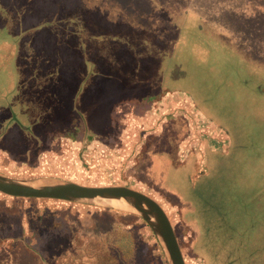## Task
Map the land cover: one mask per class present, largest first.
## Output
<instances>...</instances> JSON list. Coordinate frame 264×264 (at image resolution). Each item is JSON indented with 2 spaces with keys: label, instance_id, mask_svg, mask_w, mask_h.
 Listing matches in <instances>:
<instances>
[{
  "label": "rangeland",
  "instance_id": "obj_1",
  "mask_svg": "<svg viewBox=\"0 0 264 264\" xmlns=\"http://www.w3.org/2000/svg\"><path fill=\"white\" fill-rule=\"evenodd\" d=\"M74 1L66 25L54 27L57 48L38 27L24 37L16 17L0 26V113L10 127L4 136L0 119L1 150L21 164L52 139L132 141L121 177L76 182L142 184L165 208L186 264H264V0ZM74 153L79 175L89 171ZM41 201L67 205L61 214L88 229L99 218L101 241L110 222L124 224L107 234L108 264H167L138 216ZM32 261L0 244V264Z\"/></svg>",
  "mask_w": 264,
  "mask_h": 264
},
{
  "label": "crops",
  "instance_id": "obj_2",
  "mask_svg": "<svg viewBox=\"0 0 264 264\" xmlns=\"http://www.w3.org/2000/svg\"><path fill=\"white\" fill-rule=\"evenodd\" d=\"M4 115V112L0 113V119L3 125L2 127H5L2 128V132L5 136V134L10 132V127L6 125V123L4 125ZM144 121L147 123V120L144 119ZM146 123L142 126H146ZM87 139V141L84 138L81 142L79 141V143L76 144L78 145L77 147H75V143L71 138L69 139L67 137H63L60 139H52L49 143L50 145L43 152L32 150L33 156L31 157V161L34 160L33 162H21V164L12 160L10 155L3 152L0 147V169H3L0 171L14 176L25 177L32 175H49L43 174L42 171L46 168H52L67 172L69 177L65 178L62 177L63 175L60 176V174H52L51 176L69 179L74 182L77 181L75 180L76 178H84L91 181H100L101 179L110 180L111 178L122 176V169L120 167L125 166L128 162H131L130 155H132V150L134 152L137 151L135 149V143L132 141H129L127 146L126 144H123L119 145V147L117 145L114 148L111 143H107L106 141L103 142L101 139H97L93 142L89 141V136ZM34 145H37V143ZM34 145L31 149L36 147ZM82 145L86 147L84 150H81ZM61 147L64 148L61 149ZM87 147H89V149ZM74 150L82 157V167L85 168V166L88 165L89 171L85 170L81 175H79V173L75 170V166H72L74 164ZM2 164L4 166H2ZM7 165L10 167V170L12 169V171L21 170L26 174L22 176L5 172ZM115 166L120 168L118 173L114 170ZM83 183L85 185H96V183ZM103 183L104 182L99 185H102ZM111 184L116 183L110 182L109 185ZM135 184L137 183L130 182L125 185L135 189H142V184L141 186L140 184H138V186H132ZM41 200L49 199H17V197H11L0 193V213L2 216H0V244L7 245L15 255L21 256L24 254V256L29 259L33 258L32 262L34 264H39V258H47L45 257V254H43L44 251L51 256L53 255L54 250L57 251L56 246L60 243L61 238H63V233H61L60 230H57V228L63 226L66 228V225L70 224L67 222L65 216H63L60 212V210H63L67 207V205H64V207L63 204ZM58 202H60V200ZM11 208L15 209L13 210L14 212H11ZM70 209H73V207ZM29 210L32 212V218L28 213ZM72 221L73 222L70 225L73 226V228L74 226H77L78 228L79 225L73 224L75 219H72ZM76 221L80 222V225H84L83 222H89L86 220L84 221V219L82 220V218H77ZM46 233L49 234L47 237H44ZM65 236L67 240L73 239V236L70 235L69 231L65 232ZM33 240H35L34 246L28 245L29 243H32Z\"/></svg>",
  "mask_w": 264,
  "mask_h": 264
},
{
  "label": "water",
  "instance_id": "obj_3",
  "mask_svg": "<svg viewBox=\"0 0 264 264\" xmlns=\"http://www.w3.org/2000/svg\"><path fill=\"white\" fill-rule=\"evenodd\" d=\"M0 193L11 197L99 205L134 214L152 231L167 264H186L167 212L154 197L139 189L119 184L85 185L51 175L20 177L0 171ZM111 201L124 202L130 209L115 208L109 204Z\"/></svg>",
  "mask_w": 264,
  "mask_h": 264
},
{
  "label": "trees",
  "instance_id": "obj_4",
  "mask_svg": "<svg viewBox=\"0 0 264 264\" xmlns=\"http://www.w3.org/2000/svg\"><path fill=\"white\" fill-rule=\"evenodd\" d=\"M74 3V0H0V26H6V20L9 17L13 19L16 17L12 26L16 27L17 30L23 26L24 37L25 29L31 28L33 30L34 27H38V30L41 28L44 32L41 33L45 34L44 38L47 41H49L50 36H54L52 44L57 48L56 43L60 42L56 36L59 34L56 33L54 27L66 25L65 19L68 15L73 14L71 12ZM16 35L23 36L19 34V31H16ZM24 42L31 46L32 40L27 42L25 39Z\"/></svg>",
  "mask_w": 264,
  "mask_h": 264
},
{
  "label": "flooded vegetation",
  "instance_id": "obj_5",
  "mask_svg": "<svg viewBox=\"0 0 264 264\" xmlns=\"http://www.w3.org/2000/svg\"><path fill=\"white\" fill-rule=\"evenodd\" d=\"M156 199V198H155ZM157 200V199H156ZM158 201V200H157ZM160 203V200L158 201ZM161 204V203H160ZM162 205V204H161ZM163 206V205H162ZM166 211V210H165ZM68 223H72V219L68 220V217H65ZM99 223V218L93 219V226L88 229L86 225H80V222H75L73 224L79 225L77 226H71L70 224L66 225L65 231L63 232L60 243L56 246L58 254H53L52 256L46 252H43L45 254L46 259H49V261L45 262V260L42 258L38 259L39 264H105V263H113V259L110 255H106V246H107V234L111 231H116L121 235V229L124 224H121L120 222H110L109 227L105 230L103 233L104 239L102 241L97 238V234L94 232L97 228V225ZM106 225V223H105ZM126 227V224H125ZM69 231L70 235L73 236V239H66L65 232ZM89 232L93 235L89 236ZM81 237H89L85 243L81 244L79 249H74L76 241L78 236ZM130 232H127L126 237H129ZM118 236V235H117ZM130 239V238H129ZM75 240V242H74ZM127 240V239H126ZM131 241V239H130ZM86 244V245H85ZM100 244V246H98ZM101 245H104L105 248H101ZM98 246V247H97ZM55 247V246H54ZM133 243L130 244V249L133 248ZM104 250V251H102ZM131 251V250H130ZM131 255V252H130Z\"/></svg>",
  "mask_w": 264,
  "mask_h": 264
},
{
  "label": "bare ground",
  "instance_id": "obj_6",
  "mask_svg": "<svg viewBox=\"0 0 264 264\" xmlns=\"http://www.w3.org/2000/svg\"><path fill=\"white\" fill-rule=\"evenodd\" d=\"M109 204L118 209H130L124 202L121 201H111Z\"/></svg>",
  "mask_w": 264,
  "mask_h": 264
}]
</instances>
